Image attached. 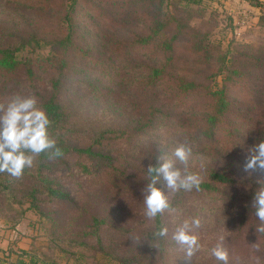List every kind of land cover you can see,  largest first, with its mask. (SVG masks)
<instances>
[{
    "label": "rangeland",
    "instance_id": "374dc122",
    "mask_svg": "<svg viewBox=\"0 0 264 264\" xmlns=\"http://www.w3.org/2000/svg\"><path fill=\"white\" fill-rule=\"evenodd\" d=\"M65 1L68 0H0L2 28L6 24L1 22L2 15L10 6L16 10L25 7L30 13L36 8L39 17L42 14L40 27L34 24L41 31L42 40L32 48H23L18 56H50L56 63H65L62 69L56 65L38 68L40 78L35 87L2 88L0 82V103L15 94L32 95L40 101L49 93L44 88L50 85V79L63 75L67 88H63L60 101L66 104L72 120L81 119L75 121L78 127L70 135L83 139L87 134L81 127L87 123L83 120L91 118L100 104V97L87 95L89 87L78 82L87 72L110 88L113 98L121 94L122 100L134 105L121 110L118 122L143 114V107L152 104L157 105L161 120L156 118L138 134L132 135L128 130V135L120 139L105 140L103 152L117 170L113 175L104 167L95 174L72 166L70 170L58 166L49 171L59 185L75 196V205L45 197L35 201L37 207H28L27 202H14L12 208L0 204V264H16L17 256L24 260L31 255L44 264H189L171 239L175 224L169 215L161 217L163 227L169 230L167 236L157 240L140 236L146 218L141 192L144 175L138 174V168L145 156L162 143L172 150L187 140L192 147L189 164L197 157L210 159L216 155L220 165L214 166L227 172L235 169L244 175L242 199L246 197L249 180H258L255 177L263 174L245 171V163L247 150L264 129V0H201L188 5L182 0H141L138 4L78 0L71 13L73 33L68 42V27L57 19ZM157 13L166 21V37L177 31L180 23L169 58L153 43L130 44L135 33H146L152 15ZM115 40L123 42L120 48L125 43L132 55L112 52L108 45ZM59 41L61 47H56ZM130 56L131 59L125 58ZM153 65H164L165 71L160 80L151 84L146 80L148 84L144 85L143 76H148ZM176 76L226 89L231 103L228 125L218 133L216 141L197 136L190 128L199 118L205 100L200 92L183 96L173 90L171 79ZM226 164L232 165L223 168ZM241 167L247 174L241 172ZM118 176L121 184L131 182L126 195L120 194L119 187H113ZM233 189L240 191L236 186ZM131 193L135 195L129 197ZM242 199L237 192L231 198L223 191L209 195L194 190L171 197L172 206L180 213L179 220L201 218L202 226L196 234L202 247L191 264H220L210 254L220 235L226 238L229 264H264V248L255 235L259 222L249 219L252 208ZM92 215L106 216L107 223L95 231L90 223ZM256 243L259 251L252 247Z\"/></svg>",
    "mask_w": 264,
    "mask_h": 264
},
{
    "label": "trees",
    "instance_id": "16d2710c",
    "mask_svg": "<svg viewBox=\"0 0 264 264\" xmlns=\"http://www.w3.org/2000/svg\"><path fill=\"white\" fill-rule=\"evenodd\" d=\"M127 1L132 2V4H138L141 0H121V2ZM182 1L184 4L188 5L190 3L199 4L201 0ZM77 2L78 0L65 1V3L62 4L63 8L57 18L65 22L68 27L65 42H68L72 38L73 22L71 13L74 11ZM12 8L11 6L7 8V12L2 15L1 22L4 21V23H6L5 27L2 28L0 26L1 86L2 88L8 87L10 89L20 88V86L35 87L36 84H38L36 79L40 78L38 68L43 65H56L57 68L62 69L65 67V63L64 60L56 63L55 58L50 56H18L20 50L25 47L32 48L34 45H37L39 40H42L40 37L41 31L38 27L34 26V24H40L42 14L39 17L40 12L36 10V8L31 11V13L27 12V8L25 7H22L21 10ZM1 12L2 10L0 9V14ZM158 14L159 13H157V15H152L146 33H135L131 37L130 44L143 45L153 43L157 49H162L169 58L171 57L170 54L173 52L172 43L177 37L180 23L177 24V31L169 37H166L163 32L166 21H163L160 16L158 17ZM61 43L62 42L59 41L56 47H61ZM122 43L123 42L115 40L110 42L108 46H111L112 52H116L119 55H132L129 48L125 46V43L123 47H119ZM131 57L132 56L125 58L131 59ZM164 71V65H153L148 72V76H143L144 85L145 83L151 84L156 82V80H160ZM234 71H236V69H230V72ZM146 80L148 83L145 82ZM50 81V85L44 88L45 90L48 89L49 93L44 97L41 96L39 98L40 101L37 100V106L41 107L46 112L51 121L49 127L50 136L57 141V146L62 150L63 155L58 158L49 159L47 154H40L35 158L33 166L31 168H26L23 176L19 179L11 177L6 172L0 173V204H7L11 208V204L14 202L18 205L22 202H27L29 203L28 207H37L35 201L39 198L43 200L44 197L49 200H58L62 203L75 205V196L62 185H59V182L52 177L49 171L58 166L70 170L69 167L72 166L80 170V172L87 171V173L95 174L98 168L104 167L106 168L104 170H110L113 175V171L117 172V170L114 168V163L110 160L111 158H108L109 155L103 152L105 140L108 138L120 139L128 135V132H126L128 130L132 135L135 133L138 134L140 131L148 129L156 118H160L157 113V105L152 104L150 107L149 105H145L147 109L143 107L142 110L146 111L143 114L140 113L137 117L129 116L124 123L118 122L117 116L120 115L121 110H128L130 108L128 104H130L132 108L134 105L130 101L122 100L124 95L119 94L117 98H113L110 94V88H106L104 84H99L98 79L94 75L85 72L82 77L78 79V82H84L86 84L85 86L89 87L91 91L88 92V94L86 93L87 95H96L97 99L100 97V104H98L91 113V118L85 117L83 120V122H87L82 124L83 126L81 125L82 129L87 132L84 138H76V135L72 137L70 132L78 127L75 121L79 118L76 117L72 120L66 104H62L60 101L63 88H67L63 80V75L61 77L57 76L56 78H51ZM171 86L173 90H176L183 96L198 92L202 94L205 100L203 110L199 111V118L197 120L195 119L194 126L190 128L194 130L195 135L211 141H216L218 133H221L228 125L227 111L231 103L224 86L212 87L209 84L187 80L181 76L172 78ZM44 89L42 88L43 91ZM12 92L16 91L13 90ZM103 97H110V99L104 100ZM75 108L77 107H73V109ZM88 110L90 109L88 108ZM79 121H81V119H79ZM262 127L264 128V123ZM131 128L132 130H130ZM262 130L263 131L257 138L258 140L254 144L264 140V129ZM173 150L174 149L168 150L162 143L156 149L152 150L150 155L145 156L140 162L141 167L138 168V174L141 176L144 175L143 186H145L144 184H146L149 179L147 173L149 164L155 165L157 156L164 153L171 155ZM215 156L211 155L210 159L197 157L193 163L188 165L191 171L199 173L202 177L200 192L213 195L217 191H223L226 197L231 198H234L235 192H237L238 198L240 196L242 199L244 175L236 173L235 169H231L230 172H227L224 169H219L218 166H214L215 164H219ZM209 161L211 162L210 164L208 163ZM231 165L232 164H226L223 168ZM241 170L243 174H247L242 167ZM255 178L258 180H249L250 190L247 192L246 197L242 199L249 208H251L253 195L259 187L258 181L264 180V173L261 174L260 177ZM119 181H121V178L118 176L114 181L116 184L113 185V187L115 190L119 187L120 194L126 195L129 190L128 186L131 182L121 184ZM157 186L163 187L161 184ZM235 186L239 188L240 191L234 190L233 188ZM137 189L139 188L135 183V190ZM134 195L135 194L131 193L129 197H133ZM248 217L255 222H259L254 215V209H252ZM90 223L91 228L97 231L98 227H103V225L107 223V219L106 216L98 217V215H92ZM162 227L163 223H161V216H158L154 221H149L146 218L144 229H141L140 236L145 239H153L155 238L153 233L158 232ZM255 235L260 245L264 248V235H257L256 233ZM155 239L157 240L158 237ZM17 257L16 264H44L42 261L39 262L33 255L24 260L20 259L19 256ZM124 264L129 263L126 262Z\"/></svg>",
    "mask_w": 264,
    "mask_h": 264
},
{
    "label": "clouds",
    "instance_id": "9594fccd",
    "mask_svg": "<svg viewBox=\"0 0 264 264\" xmlns=\"http://www.w3.org/2000/svg\"><path fill=\"white\" fill-rule=\"evenodd\" d=\"M35 96L15 94L6 103H0V173L6 172L13 178L23 176L26 168H31L40 154L49 159L63 155L57 141L50 136L51 121L46 112L37 106ZM192 147L187 140L177 144L171 155L164 153L156 158V164L147 167L148 181L141 190L143 195L144 216L154 221L165 214L173 218L175 224L171 239L184 253V259L191 264L193 256L201 250L196 234L202 226L199 216L179 220L180 213L172 206L171 197L180 191H200L202 177L189 169ZM264 173V140L247 150L245 171ZM161 184L163 187H158ZM251 208L259 221L255 226L257 235H264V180L258 181ZM179 220L177 223L176 221ZM168 227L153 233L155 237L168 235ZM225 236L220 235L210 254L220 264H229V251L225 246ZM259 251V244H253ZM258 264V262H257Z\"/></svg>",
    "mask_w": 264,
    "mask_h": 264
}]
</instances>
